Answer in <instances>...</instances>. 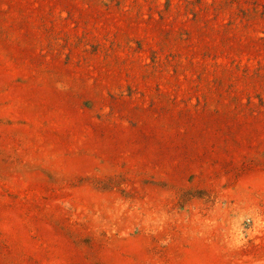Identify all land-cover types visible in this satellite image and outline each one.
I'll return each mask as SVG.
<instances>
[{
    "label": "rangeland",
    "instance_id": "374dc122",
    "mask_svg": "<svg viewBox=\"0 0 264 264\" xmlns=\"http://www.w3.org/2000/svg\"><path fill=\"white\" fill-rule=\"evenodd\" d=\"M0 264H264V0H0Z\"/></svg>",
    "mask_w": 264,
    "mask_h": 264
}]
</instances>
